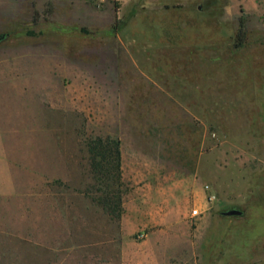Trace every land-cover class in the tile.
Wrapping results in <instances>:
<instances>
[{
	"label": "rangeland",
	"instance_id": "1",
	"mask_svg": "<svg viewBox=\"0 0 264 264\" xmlns=\"http://www.w3.org/2000/svg\"><path fill=\"white\" fill-rule=\"evenodd\" d=\"M0 56V121L42 114L61 188L92 199L87 144L121 141L137 264H264V0H44ZM78 198L76 264H121L119 221L95 203L81 233Z\"/></svg>",
	"mask_w": 264,
	"mask_h": 264
},
{
	"label": "crops",
	"instance_id": "2",
	"mask_svg": "<svg viewBox=\"0 0 264 264\" xmlns=\"http://www.w3.org/2000/svg\"><path fill=\"white\" fill-rule=\"evenodd\" d=\"M43 10L44 0H0V35L9 36L0 47L13 34L33 28L34 16ZM7 65L10 58L0 56V70ZM36 119L32 114L27 121L20 113L18 122L0 121V264H76L92 255L76 248V199L83 201L81 233L95 203L68 186L61 188L59 148L56 153L44 148L53 139L48 126L44 131L42 114L40 122ZM113 230L121 264H137L135 230L125 228V218Z\"/></svg>",
	"mask_w": 264,
	"mask_h": 264
},
{
	"label": "trees",
	"instance_id": "3",
	"mask_svg": "<svg viewBox=\"0 0 264 264\" xmlns=\"http://www.w3.org/2000/svg\"><path fill=\"white\" fill-rule=\"evenodd\" d=\"M122 22L118 21L115 28ZM9 36L0 35V43ZM248 40V18L242 15L239 19L236 47L240 48ZM91 174L94 185L85 192L113 220L120 221L125 213L124 196L126 190L123 182L121 141L116 138L97 137L88 144Z\"/></svg>",
	"mask_w": 264,
	"mask_h": 264
},
{
	"label": "water",
	"instance_id": "4",
	"mask_svg": "<svg viewBox=\"0 0 264 264\" xmlns=\"http://www.w3.org/2000/svg\"><path fill=\"white\" fill-rule=\"evenodd\" d=\"M227 215L228 216H241L242 212L240 210L234 209V210L227 212Z\"/></svg>",
	"mask_w": 264,
	"mask_h": 264
},
{
	"label": "built area",
	"instance_id": "5",
	"mask_svg": "<svg viewBox=\"0 0 264 264\" xmlns=\"http://www.w3.org/2000/svg\"><path fill=\"white\" fill-rule=\"evenodd\" d=\"M198 215H200L199 211H198L197 209L193 210V212H192V216H193V217H197ZM144 237H145L144 234H141V235L139 236V238H144Z\"/></svg>",
	"mask_w": 264,
	"mask_h": 264
}]
</instances>
